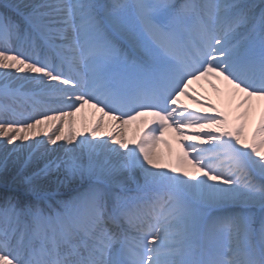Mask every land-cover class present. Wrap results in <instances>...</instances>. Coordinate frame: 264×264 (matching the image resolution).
<instances>
[{
  "label": "snow or ice",
  "instance_id": "6c2138e0",
  "mask_svg": "<svg viewBox=\"0 0 264 264\" xmlns=\"http://www.w3.org/2000/svg\"><path fill=\"white\" fill-rule=\"evenodd\" d=\"M0 264H264V0H0Z\"/></svg>",
  "mask_w": 264,
  "mask_h": 264
},
{
  "label": "bare ground",
  "instance_id": "6f19581e",
  "mask_svg": "<svg viewBox=\"0 0 264 264\" xmlns=\"http://www.w3.org/2000/svg\"><path fill=\"white\" fill-rule=\"evenodd\" d=\"M193 87H195L198 91H204V92H206V94H207L210 98H212L213 102H216V99H217V95H216V93L212 92L211 89H209L208 86H207L206 84H203L202 87H201L200 84H196V85H193ZM182 99H183V98H182ZM183 102H184L185 104H188L190 108H194V107H196V106L193 105V104L191 103V101H189V100H186V99H185V100H183ZM91 113H92V110H90V109H86L84 112L78 114V116H77V118H76L77 121H78V126H79L80 124H82L83 119H84L85 117H87L89 120H91V119H92V115H91ZM136 129H137V125H130V126H128V135H129V136H132V135L135 133ZM38 139H39V138H38ZM164 139H166V140L169 141V143L172 145V149H173V150H176V149H177V145H176V142H175V134H174V133H172V132H168V133H166ZM18 143H19V142H18ZM61 143H62V142H61ZM9 147H12V146H9ZM158 150H159L160 152H163L165 155H167V154H168V151H169L168 148H167L164 144H161V145L159 146V149H158ZM27 155H28L27 152H24V153L20 154L19 162H18L16 165H10V168H9L10 173H12L14 170H15V171H18V170H19V168H20V167L22 166V164H23V161L27 158ZM15 159H16V157H13V160H15ZM25 171H28V169H26Z\"/></svg>",
  "mask_w": 264,
  "mask_h": 264
},
{
  "label": "rangeland",
  "instance_id": "374dc122",
  "mask_svg": "<svg viewBox=\"0 0 264 264\" xmlns=\"http://www.w3.org/2000/svg\"><path fill=\"white\" fill-rule=\"evenodd\" d=\"M133 125H135V124H133Z\"/></svg>",
  "mask_w": 264,
  "mask_h": 264
}]
</instances>
